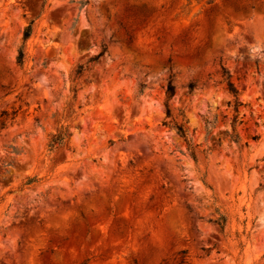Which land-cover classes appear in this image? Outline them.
<instances>
[{
  "label": "rangeland",
  "instance_id": "obj_1",
  "mask_svg": "<svg viewBox=\"0 0 264 264\" xmlns=\"http://www.w3.org/2000/svg\"><path fill=\"white\" fill-rule=\"evenodd\" d=\"M206 1L0 0V264H264V0Z\"/></svg>",
  "mask_w": 264,
  "mask_h": 264
},
{
  "label": "trees",
  "instance_id": "obj_2",
  "mask_svg": "<svg viewBox=\"0 0 264 264\" xmlns=\"http://www.w3.org/2000/svg\"><path fill=\"white\" fill-rule=\"evenodd\" d=\"M196 1H198V0H196ZM44 3H45V1L43 2V4ZM212 3H213V0H207L205 2V4H208V5L212 4ZM31 30H32L31 29V25H28L27 27H25L24 32H23V36H22L23 41H26L29 38V36L31 34ZM105 51H106V48L102 47L100 52H98L96 55L90 57L87 60V63L96 62L98 59H100L104 55ZM16 63L20 67L23 64V52H22V50L18 51V55H17V58H16ZM84 68H85V65H78V67H77V69L75 71V74L76 75H81V73L83 72ZM220 75L222 77L223 83L225 84V89L233 97V110L236 113L238 111V108L243 105L242 102L239 100L238 90H237V88L235 87L234 83L231 80V74L223 66L220 67ZM188 87H189V89L191 91L192 88H193V85L190 84ZM73 92H75V90H73ZM165 95H166L167 100H170L175 95V86L170 81L167 83V86H166V89H165ZM1 116H6V113L3 112L1 114ZM166 117H170V110H169L167 105H166ZM235 122H236V117H234L233 120H232V123H231L232 127L234 126ZM185 123H186V121H184L182 119V123H179V124L175 123L173 128L176 130L177 135L179 137H181L186 142V144H187V146L189 148V140H188L187 129H186L185 125H184ZM162 124L164 126L168 125L166 122H163ZM232 131H233V134L230 136V138L234 142H238L239 139H238V136L234 133V128H232ZM70 136L71 135L68 132V129L66 127H60L58 129V131L55 134H53L50 137V139L48 140V144H47L48 150L49 151H53L54 149L66 144V142L68 141ZM191 155L193 157V152H191ZM35 182H37L36 178H29V179L26 180L25 183L22 184L20 189H23L26 186H30V185H32ZM218 215L219 216H218L217 219L214 220V223L220 228V230H223V227H224V224H225V217L220 215V214H218Z\"/></svg>",
  "mask_w": 264,
  "mask_h": 264
}]
</instances>
